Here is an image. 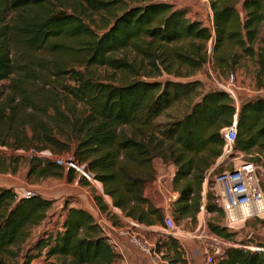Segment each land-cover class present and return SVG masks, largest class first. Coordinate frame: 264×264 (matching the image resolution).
<instances>
[{"label": "trees", "instance_id": "1", "mask_svg": "<svg viewBox=\"0 0 264 264\" xmlns=\"http://www.w3.org/2000/svg\"><path fill=\"white\" fill-rule=\"evenodd\" d=\"M124 4L0 0V145L31 153L25 158L0 154V174H16L25 161L30 179L63 178L65 167L34 154L71 153L124 218L149 227L164 222V211L145 197L147 185L156 180L154 162L161 159L177 168L175 219L196 223L203 184L223 156V131L237 110L228 93L200 92L201 82L193 79L209 63L228 77L249 58L257 66L256 86L264 87V0H211V27L166 1ZM43 50L48 57L40 55ZM100 69L107 70V81ZM184 102L191 104L186 115L159 121ZM237 128L236 152H254L252 160L261 163L264 98L241 103ZM68 172L69 182L77 175L81 185L92 186L75 170ZM94 199L116 225L104 199L95 193ZM68 206L61 229L37 241L39 261L116 264L119 257L94 216ZM53 207L54 201L39 194L19 196L0 187V264H14ZM207 209L221 211L212 195ZM210 228L234 239L226 228ZM178 244L161 242L158 250L165 257L171 250L181 254ZM251 244L261 247L252 241L242 245ZM241 247L227 250L217 264H264L263 254Z\"/></svg>", "mask_w": 264, "mask_h": 264}, {"label": "rangeland", "instance_id": "2", "mask_svg": "<svg viewBox=\"0 0 264 264\" xmlns=\"http://www.w3.org/2000/svg\"><path fill=\"white\" fill-rule=\"evenodd\" d=\"M125 7H133L136 5L143 4L145 0H124ZM166 1L176 5L179 8H183L188 11V17L192 20H200L206 26H211V0H160ZM241 10V6L239 7ZM242 11V10H241ZM120 13V12H119ZM100 18L98 17V20ZM97 29L100 31L102 29L101 22H98ZM262 37H264V30L262 32ZM212 50V43H211ZM40 55L48 57L47 50H43ZM257 70V66L253 60L245 58L242 61L241 68L236 71L234 74L235 82H236V96L239 99L240 106L241 103L245 100L257 98L251 92H246L245 90H253L257 88L255 83V73ZM102 75V79L107 81L108 72L106 69H100L99 71ZM230 75L221 76L218 71L214 70V66L212 63L207 65L203 71H201L193 80H199L202 84L200 92H208L210 90H220L218 82L226 83ZM221 91V90H220ZM224 91V90H222ZM225 92V91H224ZM191 108V104L184 102L179 103L169 109L160 119L159 121L172 120L182 118L186 115ZM51 153L50 151H45L43 153L34 154L41 159H48V155ZM0 154L5 157L19 156L22 158L31 157V153H26L25 151H12L0 145ZM52 154V153H51ZM238 156H242L244 160L254 159L257 155L252 152L250 154L236 152ZM64 155L73 156L71 153H66ZM63 156V155H62ZM224 161V158L223 160ZM239 162V161H238ZM264 169V161L262 162ZM235 164L233 162L229 164H222L217 169L212 168L209 172H211L210 179L212 180V176L223 172L225 170L234 169ZM154 168L156 171V180L150 184H148L145 196L148 201L154 206H158V209L164 211V213L168 216H171L175 224L178 227L181 238V246L180 244L176 245L181 251V255L189 254L194 255L195 258H204V261L207 260L208 255L212 256L214 251L218 248L222 250H229L232 248H242L241 246H245V249L250 247H257L251 245H242L243 243L253 242L258 244L259 246H264V219H253L250 220L247 224L240 227L237 230H230L227 228L225 224V216L221 211H216L214 213H210L207 209V205L209 202V196L211 195L208 185L206 186V207L204 210H201L198 214V219L196 223H193L190 226V222L187 221H179L174 214V205L168 202L169 194L172 193V190L176 191L174 181L169 186H165L164 177H168L169 180H174V175H176L177 168L171 162H165L161 159H156L154 162ZM28 163L23 161L19 166V170L16 174L8 172L6 174H0V187L2 188H13L19 196H27L29 194H39L45 199L54 201V207L49 211V215L47 220L40 226L33 230L32 236L27 242V244L23 247L21 256L12 261L14 264H24L29 257H34L33 264H37L39 261V250L35 248V245L39 239L45 237V235H55L62 226L63 218L66 214L65 207L70 205L72 202L81 200L76 198L79 196L78 186L74 182H69V172L65 171L63 178L59 179H45V180H37L36 178L30 179L28 178ZM77 178V175H75ZM65 180H68L69 185L66 184ZM209 180V182L211 181ZM263 187H264V174L262 177ZM103 191V192H102ZM91 194L98 193L103 197L104 189L103 185H92L89 189ZM164 193L167 200L164 201L163 197L159 194ZM159 193V194H158ZM180 196V195H179ZM94 197V194H93ZM155 207V206H154ZM214 224L220 228H226L229 233L234 234V239L229 240L215 234L210 225ZM145 235L150 239V242L157 245L161 242H167L168 237L164 232L163 226H158L157 228L148 227L145 228ZM213 236L218 237L217 241H213ZM178 243V242H177ZM179 246V247H178ZM158 247V245H157ZM57 262L56 258L48 260L44 264H53ZM61 264V263H60Z\"/></svg>", "mask_w": 264, "mask_h": 264}, {"label": "built area", "instance_id": "3", "mask_svg": "<svg viewBox=\"0 0 264 264\" xmlns=\"http://www.w3.org/2000/svg\"><path fill=\"white\" fill-rule=\"evenodd\" d=\"M210 64V63H209ZM208 64V65H209ZM219 89L224 90L233 99L237 114L234 123L224 129L223 136L225 140L223 164L233 162L234 169L225 170L212 176L211 172L207 173L205 182L210 190L214 203L225 216V224L230 230H237L253 219H264V187L262 177L264 174L263 164L254 162L253 160H244L242 156L236 155L235 143L238 136L237 118L240 109V102L236 96V82L234 74H231L226 83L218 82ZM251 92L257 98H264V87L254 88L253 90H245ZM48 159L56 161L65 167L66 172L71 169L83 176L91 185H101L93 175L87 173L85 169L75 161L73 156L54 155L49 153ZM239 161V162H238ZM209 180H211L209 182ZM31 195V194H29ZM27 195V196H29ZM204 210L205 207H202ZM100 226L103 235L108 239V243L112 246L118 255L119 264H129L125 258L123 248L117 241L116 235L125 237L128 244L139 250L141 253L151 257L153 264H171L163 257L158 250L157 245L150 242L146 237L143 227L136 221H129L125 227H116L104 220H96ZM164 232L167 237L181 242L180 234L174 219L166 216L164 220ZM218 237L213 236V241H217ZM252 251L259 252L264 255V246L250 247ZM225 250L218 248L213 255L207 257V264H217L218 260L226 255ZM37 264H44L38 261Z\"/></svg>", "mask_w": 264, "mask_h": 264}, {"label": "crops", "instance_id": "4", "mask_svg": "<svg viewBox=\"0 0 264 264\" xmlns=\"http://www.w3.org/2000/svg\"><path fill=\"white\" fill-rule=\"evenodd\" d=\"M213 20V13H211V24L213 23L212 22ZM212 26V25H211ZM210 26V27H211ZM249 59V58H248ZM223 156L221 158H219L217 160V163L215 164V166L213 167L214 169H217L219 168L220 166H222L223 162ZM175 177V175H174ZM79 179H80V176L77 177L74 182L76 183V185L78 186V193H79V196L76 197V198H79L81 200H78L76 199L77 201H74L72 202L68 208H71V207H75V208H81V209H85L87 211H89L95 218V220H104L105 222H108L110 224H112L113 226H116V227H125L128 225V222L131 220L133 221L132 219H127V218H124L123 215H122V212L118 209H115L113 207V204H112V200L110 197L106 196L105 194L102 196H100L98 193H96V195L98 197H102L104 199V201L107 203V205L109 206V209L110 211L112 212V215L114 216L115 215V219H117V224L114 225L113 224V221L110 220L105 214H103L99 208V206L97 205L94 197H93V194H91L89 192V189L91 188V186H83L80 184L79 182ZM164 184L165 186H169L170 183L172 184L173 183V179L169 180L168 177H164ZM66 184L69 185L70 183L68 182V180H65ZM73 182V183H74ZM148 186V185H147ZM206 183L203 184V189H202V193H201V197H202V200H201V210L202 207H206ZM103 192V191H102ZM159 194V193H158ZM161 197H163L164 201L167 200L164 193H160L159 194ZM146 197V196H145ZM169 199H168V202L169 203H172L174 205V203L177 201V199L179 198V193L177 191H174L172 190V193L169 194ZM156 208H159L158 206L154 205ZM168 216L164 213V220H165V217ZM197 219H198V216H197ZM184 221H187V222H190V226H192L193 222L191 219H187V220H184ZM116 222V221H115ZM158 226H163L164 227V222H159L157 223L156 225L154 226H145V225H142L143 227V231L145 232V228L148 227L149 229L151 228H157ZM116 238H117V241L120 243V246L123 248V251H124V255H125V258L127 260V262L129 264H153V261L151 259L150 256L146 255V254H143L141 253L139 250L131 247L129 244H128V241L125 237H120L119 235H116ZM174 241L178 242L181 246V242L173 239ZM173 240H168L166 243H168L170 246L172 245L173 243ZM161 252V251H160ZM161 254L163 255V257L165 259H167L171 264H207L206 261H204V258H195L194 255H181V254H175V252L173 250H171L169 253H167V257L164 256V253L163 251L161 252ZM116 264H119L118 261Z\"/></svg>", "mask_w": 264, "mask_h": 264}]
</instances>
